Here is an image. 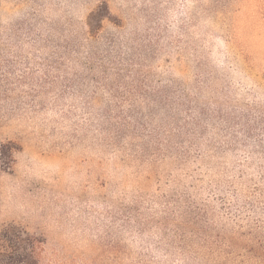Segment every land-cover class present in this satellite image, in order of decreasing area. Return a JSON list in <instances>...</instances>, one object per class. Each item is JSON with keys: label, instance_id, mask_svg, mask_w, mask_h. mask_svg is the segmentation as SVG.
I'll use <instances>...</instances> for the list:
<instances>
[{"label": "rangeland", "instance_id": "374dc122", "mask_svg": "<svg viewBox=\"0 0 264 264\" xmlns=\"http://www.w3.org/2000/svg\"><path fill=\"white\" fill-rule=\"evenodd\" d=\"M8 259L264 264V0H0Z\"/></svg>", "mask_w": 264, "mask_h": 264}, {"label": "trees", "instance_id": "16d2710c", "mask_svg": "<svg viewBox=\"0 0 264 264\" xmlns=\"http://www.w3.org/2000/svg\"><path fill=\"white\" fill-rule=\"evenodd\" d=\"M18 244H13L12 247L9 246V249L6 245H3V255H7V256H14L16 254H22L24 251L23 247L22 246H17ZM22 251V252H21ZM11 253V254H10ZM10 254V255H8ZM10 260V261H8ZM6 260L7 263L9 264H16L17 261H13V259H8ZM26 262L27 264H33L34 261H24Z\"/></svg>", "mask_w": 264, "mask_h": 264}]
</instances>
